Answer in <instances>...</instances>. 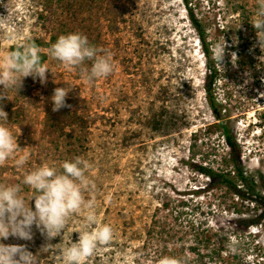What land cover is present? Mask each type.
<instances>
[{"label": "rangeland", "instance_id": "rangeland-1", "mask_svg": "<svg viewBox=\"0 0 264 264\" xmlns=\"http://www.w3.org/2000/svg\"><path fill=\"white\" fill-rule=\"evenodd\" d=\"M188 1L209 26L212 46L227 42L222 65L216 63L222 71L216 97L231 117L246 171L264 179V62L257 59L264 53L258 46L253 48L256 36L245 25L247 17L252 20L256 13L257 0ZM46 2L0 0V50L25 37L50 43L51 25L38 21ZM54 9L64 11L61 28H67L66 33L85 32L90 43L111 53L115 68L89 85L79 69L69 72L47 55L49 70L60 84L49 73L46 84L27 77L18 94L9 89V100L3 101L9 118L6 126L13 135L20 131L22 151L17 155H30L23 168L16 167L14 158L0 167V184H20V195L27 202L33 190L22 184L25 172L44 163L59 167L65 160L81 157L90 163L88 175L95 184L86 199L89 195L95 199L98 220L115 232L111 244L100 246L85 264H124L125 260L158 264L164 256L197 264L189 248L194 232L188 223L232 229L239 216L232 195L209 190L208 179L186 164L192 135L205 131L215 119L204 92L205 59L185 2L56 0ZM247 43L249 53L244 50ZM232 52L238 56L235 66ZM252 56L254 65L249 61ZM82 67L90 68L91 62ZM60 86L71 91L66 98L71 107L53 112L50 97ZM166 114L171 119L168 135L151 130L149 125ZM203 141L207 145L199 144L197 162L215 149L223 154L220 134L203 136ZM184 203L186 216L178 221L176 210ZM30 204L34 207V201ZM244 206V217L252 216L254 208ZM82 223L81 216H73L69 229ZM32 232L30 241L9 237L3 243L26 245L36 264H58L52 251L41 249L46 243L41 232L35 226ZM251 233L235 254L226 245L225 262L220 264H264V228ZM64 235L74 242L78 239L74 231L66 229Z\"/></svg>", "mask_w": 264, "mask_h": 264}, {"label": "clouds", "instance_id": "clouds-1", "mask_svg": "<svg viewBox=\"0 0 264 264\" xmlns=\"http://www.w3.org/2000/svg\"><path fill=\"white\" fill-rule=\"evenodd\" d=\"M250 23L256 34L253 48L258 46L264 53V0H257V10ZM8 39L15 40V37L9 36ZM226 47L225 39L223 43L211 47L215 63L222 65ZM42 52L59 61L69 72L79 69L81 78L89 85L97 79L108 77L115 68L111 53L90 44L86 35L77 32L60 35L55 43L43 50L30 37L16 41L7 50H0V167L13 158L18 169L28 162L29 153L17 155L22 151L18 143L20 131L13 135L6 126L9 118L3 101L9 100V89L18 94L27 77L38 79L41 84L47 83L51 71L42 59ZM230 55L235 66L238 56L235 52ZM257 59L264 62V55ZM86 61L91 62L90 68L82 67ZM53 82L60 84L54 76ZM70 92L64 86L53 90L50 97L53 112L71 107L66 103ZM90 167L87 160L75 157L71 161L61 162L59 167L44 163L25 172L22 184L33 190L27 202L20 195V184H0V264H36L35 255L26 245L3 243L9 237L32 240L33 226L45 237L46 243L41 249L52 251L58 264H85L100 246L111 244L115 235L113 227L98 220L95 199L91 195L87 199L85 196L95 189L94 181L88 175ZM30 201H34V207ZM73 216L83 218L81 227L75 230L69 229ZM66 229L78 233L75 242L65 237ZM57 237L61 238L60 242L52 243ZM237 244L235 239L229 244V250L234 254L238 251ZM124 264H127V260ZM158 264L186 262L181 258L164 256Z\"/></svg>", "mask_w": 264, "mask_h": 264}, {"label": "trees", "instance_id": "trees-1", "mask_svg": "<svg viewBox=\"0 0 264 264\" xmlns=\"http://www.w3.org/2000/svg\"><path fill=\"white\" fill-rule=\"evenodd\" d=\"M55 1L56 0H47L45 9L42 10L38 16L40 24L47 27L51 25L52 27L50 43H45L43 39L37 37L31 39L39 45L40 48H49L56 42L60 35L68 34L66 33L67 28L64 27V30L61 28V19L62 16H64V11L60 12L59 9H54ZM183 1L185 2L187 18L197 34L201 51L205 59L207 72L204 81V92L209 108L215 119V123L208 126L205 131L197 132L192 135L189 157L186 164L190 170L208 179L209 183L207 184V188L209 190L232 195L234 200H237L235 206L237 209H235V213L239 216L232 221V229L219 227L216 230L209 227L206 228L205 223H188L190 229L194 232L192 236L194 243H191L189 248L191 254L196 257L197 264H220L222 261L225 262L223 256L224 253L226 254L227 252L226 247H229L231 239L237 240V248L239 249L243 245V239H248V237L252 236V229L264 228V179L260 175L259 178L250 175L243 165V150L234 129L230 125L231 117L216 97V86L222 77V71L212 59V52L210 51L212 43L208 33L209 26L195 13L188 0ZM241 9L245 11L244 7H241ZM250 22V17H247L245 25L253 32L254 36H256L255 29ZM79 33L85 34V32L83 33L82 31H79ZM90 44L96 46L95 42ZM244 47L245 52L249 53L250 45L247 43ZM41 55L42 59L47 61L48 56L43 52ZM249 61L254 65L255 56L250 57ZM170 120L171 119H169L166 114L157 117L149 126L151 130L155 132L165 131L168 135L171 126L169 123ZM216 133L220 134L223 140V154L219 155L217 153L218 150L215 149L213 151L215 153L204 154L201 158L202 162H197L196 159L200 155L201 145H207L206 141L201 142V138ZM209 146L210 145H208V147ZM212 156L216 158L210 160ZM217 158H220V160L218 161ZM244 204L248 206L247 210H250L251 207L254 208V214L252 216L244 217L245 213L244 210H242V208H245ZM186 206L187 204L184 203L177 208L176 219L178 221H181L186 216V209L184 208ZM247 213L250 214L249 211H247ZM216 239L217 241H215Z\"/></svg>", "mask_w": 264, "mask_h": 264}]
</instances>
